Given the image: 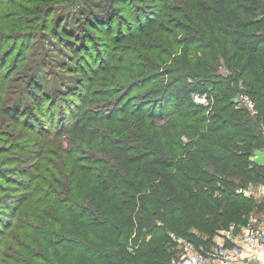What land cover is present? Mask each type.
I'll list each match as a JSON object with an SVG mask.
<instances>
[{"label": "trees", "instance_id": "trees-1", "mask_svg": "<svg viewBox=\"0 0 264 264\" xmlns=\"http://www.w3.org/2000/svg\"><path fill=\"white\" fill-rule=\"evenodd\" d=\"M21 1L0 7L9 39L48 31L64 2L67 22L78 15L107 43L85 54L98 64H76L83 92L58 123L63 143L39 142L42 164L23 173L29 211L12 264H172L170 234L209 243L263 208L234 189L264 185V162L253 159L264 151V0H157L154 19L134 13V0ZM243 93L256 115L234 101Z\"/></svg>", "mask_w": 264, "mask_h": 264}, {"label": "rangeland", "instance_id": "rangeland-1", "mask_svg": "<svg viewBox=\"0 0 264 264\" xmlns=\"http://www.w3.org/2000/svg\"><path fill=\"white\" fill-rule=\"evenodd\" d=\"M134 1L136 4L129 8L134 13H139L141 8L136 7H143L146 11L143 17L151 15V19H154L152 13L161 5L157 0ZM9 3L16 5L22 1L0 0V7L8 6ZM47 5L51 6L50 3ZM67 6L64 2L55 5V12L50 17V26L46 32L27 28L21 32V36L15 35L10 39L6 34H0V91L4 89L0 92V264H12L11 260L16 258L13 252L18 253V257L21 253V247L18 246L21 243L16 239L15 233L17 228L22 227L29 211L27 201H23L29 194L22 186V183L29 181V176L23 173L25 170L30 171V174L35 173L36 169L32 167L42 164L38 158L41 155L39 142L49 139L54 144L63 143L61 137L56 136L58 123L69 113V108L79 103L77 95H80L78 93H82L83 89L80 92L77 90L75 80L79 77V72L76 64L79 61L87 65L81 60L82 57L87 63L94 60L98 64L96 58L85 55L87 50L91 47L94 53L106 50L104 44L107 41L94 25H85L83 18L80 19L78 15L74 16L72 22H67L68 18L64 15L70 13L69 9L73 11L71 7L66 8ZM79 6L83 7V1ZM129 8L125 11L118 9L111 26L112 35L115 36L120 31L125 33L126 29L120 24L121 16L118 15L126 17L128 14L125 15V12ZM107 24L105 22L98 28H108ZM182 37L179 35L178 39ZM28 59L34 64L28 63ZM39 122L45 124L44 128L48 130L43 135L50 133L44 136L45 139L37 133ZM56 149L57 147H54L55 154ZM46 151L50 154L44 153L41 158L46 160L51 169L56 164L55 158L51 155L52 150ZM257 153L263 158L259 159L260 162L255 161L261 164L264 162V151ZM240 186L237 185L236 188ZM248 199L263 207L257 209L258 212L254 209L250 214L256 218L263 215L264 206L259 200L256 202L252 198ZM220 232L221 230L209 243L203 244L204 239L195 247L206 251L211 246L226 244L227 241L223 240ZM232 232L236 233L235 230ZM218 238L222 239V243L216 244ZM12 239L19 244L15 246Z\"/></svg>", "mask_w": 264, "mask_h": 264}, {"label": "built area", "instance_id": "built-area-1", "mask_svg": "<svg viewBox=\"0 0 264 264\" xmlns=\"http://www.w3.org/2000/svg\"><path fill=\"white\" fill-rule=\"evenodd\" d=\"M193 100L197 104L208 103L206 95L195 94ZM234 101L252 115L257 114L255 104L247 94L238 95ZM261 128L264 136L263 124ZM234 192L256 202L259 200L264 206L262 184L258 186L246 184L237 187ZM220 235L227 241L226 244L211 246L202 251L192 242L170 234L172 242L180 250L178 259L172 264H264V214L257 218L250 214L243 224L231 225L229 229L221 230Z\"/></svg>", "mask_w": 264, "mask_h": 264}, {"label": "crops", "instance_id": "crops-1", "mask_svg": "<svg viewBox=\"0 0 264 264\" xmlns=\"http://www.w3.org/2000/svg\"><path fill=\"white\" fill-rule=\"evenodd\" d=\"M259 156H262V155H259V153H255V155L253 156V159L254 160H259V159H261V158H263V157H259ZM263 161V160H262ZM257 162V161H256ZM259 162H260V160H259ZM217 240H219V241H217L216 242V244H220V243H222L221 241H222V239L221 238H218Z\"/></svg>", "mask_w": 264, "mask_h": 264}]
</instances>
